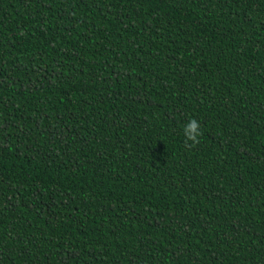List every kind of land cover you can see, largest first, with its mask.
Here are the masks:
<instances>
[{
  "label": "trees",
  "instance_id": "1",
  "mask_svg": "<svg viewBox=\"0 0 264 264\" xmlns=\"http://www.w3.org/2000/svg\"><path fill=\"white\" fill-rule=\"evenodd\" d=\"M0 264H264V0H0Z\"/></svg>",
  "mask_w": 264,
  "mask_h": 264
},
{
  "label": "clouds",
  "instance_id": "2",
  "mask_svg": "<svg viewBox=\"0 0 264 264\" xmlns=\"http://www.w3.org/2000/svg\"><path fill=\"white\" fill-rule=\"evenodd\" d=\"M183 133H184L186 142L191 141L193 144H195L200 135L199 122L195 119L187 120L185 124L183 125Z\"/></svg>",
  "mask_w": 264,
  "mask_h": 264
}]
</instances>
